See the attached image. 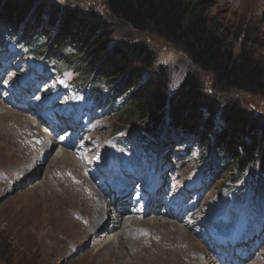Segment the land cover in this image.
I'll return each instance as SVG.
<instances>
[{
  "label": "rangeland",
  "instance_id": "1",
  "mask_svg": "<svg viewBox=\"0 0 264 264\" xmlns=\"http://www.w3.org/2000/svg\"><path fill=\"white\" fill-rule=\"evenodd\" d=\"M39 1L50 4L59 16L69 10L78 9L98 13L110 25L112 41H144L155 56L151 71L165 69L170 80L171 94L181 86L184 77L192 72L199 76L203 92L214 95L221 103V108L237 106L243 113L258 116L264 122V100L260 96L236 88L223 89L214 82L211 73L196 67L182 48L151 31L133 29L109 11L105 0ZM187 1L201 4V9L215 24L219 33L227 39L234 55H239L245 50L252 60L264 69V0ZM44 14L35 16L34 12L25 20L32 28L41 27L40 36L44 37L30 35L28 29L25 31L24 23L16 29H8L15 35L19 32L23 40H28L27 44L34 45L36 52L30 55L31 61L28 62L24 57L19 60L17 57L13 66L10 62L2 71L14 77L27 76L32 77V80H41L43 84L34 88L35 94L62 111H71L79 105L81 97H78V102L67 100L66 97L60 99L63 93L55 80L49 78L52 75L60 76L58 83L63 84L67 75L74 77L75 81L83 79V76L74 70L75 58L68 59V54L74 52L72 49L67 48L60 56L53 53L52 48L49 51L45 48L48 35L57 33L59 25L51 24ZM92 47L93 45L90 49ZM41 58H51L50 62L54 66L46 64L43 70H37ZM55 70H67L69 73L56 74ZM86 78L91 81L90 76L87 75ZM109 81L114 89L122 87L120 81ZM103 87L101 96L106 98L111 108L105 110L103 105H99L100 108L89 110L93 117L85 126L87 135L84 142L87 146L81 151V161L66 147L59 148L55 144L52 151L41 155L44 150L42 127L29 119L25 113L16 111L4 102L0 103V264H201L200 260L205 258L208 264H217L208 252L204 254L205 247L193 234V226H187V229L182 222L148 213L130 221L124 219L126 222L122 219L123 223L116 228L114 211L100 204L98 189L94 186V181L92 182V174L90 175L92 171L87 168L85 170L83 165L86 161L83 160L98 169L102 164L110 163L111 168L115 165V173H123L125 179L160 175L161 191L166 194L181 193L184 182L189 180L202 181L204 185L200 190L203 192L196 191L197 195H200L198 210L208 217L214 215L215 218H219L223 210L222 203L217 205L216 198H220L219 195H224L225 192L234 194L242 184V179L236 182L232 168L223 169V165L218 162L217 174L209 181L211 177L200 172L206 160L213 156V153L209 156V148L203 146L204 138L194 132H175L170 128L168 115H164L162 119L160 139L164 143H160L162 147L159 146L158 153L153 151L152 154H144L142 160L139 159L142 157L138 148L120 151L122 141L130 138L129 134L148 132L134 130L133 128L145 124L143 120L131 112L124 114L123 109H120L122 100L117 99L114 103L112 90L106 85ZM56 89L60 95H57L58 99H49V94L52 92L53 95ZM219 124V120H216V130L220 127ZM116 129L122 131L120 136L114 134ZM62 152H67L69 158H61ZM211 161L216 159L212 158ZM127 166L129 168L124 171L123 168ZM252 172L246 173L244 177L248 180L252 178L249 180L252 191H258L259 178L256 176L259 175ZM194 193L195 190L188 194L187 198L192 197ZM258 194L252 197V206L247 207L248 225L256 219H262L264 222V195L261 192ZM93 202L96 209H90L89 205L92 206ZM134 220L140 222V226L129 228L130 222H135ZM165 223L186 228L182 247L184 255L178 259L176 256L166 258L172 253L165 246L162 250L167 255L159 253L158 248L155 252L142 254L143 244L151 242L150 240L172 237L168 227H161ZM125 227L133 232L128 233ZM252 227L254 230L256 225L252 224ZM105 236H116L118 244L105 245L108 238ZM260 243L262 255L257 261L262 263L264 242ZM177 247L181 249L180 243Z\"/></svg>",
  "mask_w": 264,
  "mask_h": 264
},
{
  "label": "trees",
  "instance_id": "2",
  "mask_svg": "<svg viewBox=\"0 0 264 264\" xmlns=\"http://www.w3.org/2000/svg\"><path fill=\"white\" fill-rule=\"evenodd\" d=\"M105 3L115 17L133 29L151 31L182 48L192 63L211 73L214 82L223 89L236 88L264 100V69L245 50L234 55L200 3L187 0H105ZM34 12L35 16L45 13L51 24L59 25L57 33L48 35L45 48L48 51L52 48L60 56L71 48L74 52L68 54V59L75 58L74 70L83 76L80 81L89 84L93 93H101L106 85L114 98L121 97L123 113L138 115L145 123L133 129L147 131L139 134L146 136L149 144L159 141L163 116L168 115L170 128L175 132L200 134L203 146L210 150L208 155L213 153L223 169L232 168L236 182L248 172L257 173L264 194V122L258 116L243 113L237 106L221 108L214 95L203 92L199 76L192 72L171 94L165 69L151 71L155 56L148 45L144 41H112L110 25L96 12L78 9L59 16L50 4L39 0H0V30L7 32L24 23L30 35L44 37L40 36L41 27L32 28L25 22ZM110 79L120 81L122 87L114 89ZM216 120L220 122L218 130ZM121 132L116 129L114 134Z\"/></svg>",
  "mask_w": 264,
  "mask_h": 264
},
{
  "label": "bare ground",
  "instance_id": "3",
  "mask_svg": "<svg viewBox=\"0 0 264 264\" xmlns=\"http://www.w3.org/2000/svg\"><path fill=\"white\" fill-rule=\"evenodd\" d=\"M4 105V104H3ZM5 106V105H4ZM1 107V106H0ZM1 110V109H0ZM4 113V112H3ZM7 114V113H6ZM9 115V114H8ZM12 116V115H11ZM15 117V116H14ZM13 120V119H12ZM19 128V127H18ZM28 132V131H26ZM161 143H164V141H161ZM46 151V149H45ZM45 151H43L41 153V155L43 153H45ZM52 151V148H50L46 153ZM69 154L67 152H62L61 154V158H69ZM121 190H124L125 188L123 187H120ZM90 206V209L93 208V209H96L95 206H94V202ZM120 216V217H118ZM113 219H114V222H115V227L117 228L118 226H120L123 222H126V221H130V218L129 217H132V216H128V218L126 219V221H124L123 217L121 215H117L116 212H114L113 214ZM122 219H123V222H122ZM132 219V218H131ZM133 221V220H131ZM135 221V220H134ZM140 222L138 221H135V222H130L129 224V228L131 227H134V228H138L140 226ZM128 227H125V230L129 231L128 233H132L133 231L130 230ZM163 229H166V227H168V231L171 233L172 237L171 238H160L158 240H150L151 242H148L146 244H143V247L141 249V253L142 254H149L150 252L152 251H156L155 249L158 248V252L159 253H163L164 255H167L166 253H164L165 251H163V247L165 246L169 251H171L172 255L170 256H166V258H169V257H175L178 259L180 256H183L184 255V250H182V247H183V240H184V232L186 231V228L184 227H178L176 225H173V224H170V223H165V224H162ZM98 230H101V228ZM105 237H108L106 240H105V245H113V244H118V241H117V237L116 236H105ZM103 238V237H102ZM145 240V239H144ZM185 242V241H184ZM188 242V241H187ZM180 243L181 245V249H179L177 247V245ZM185 246V245H184ZM177 248V249H176ZM191 248V247H190ZM187 253V252H186ZM192 253V251H191ZM204 254H207V251L204 253ZM201 261V264H208V260L205 259H202L200 260Z\"/></svg>",
  "mask_w": 264,
  "mask_h": 264
}]
</instances>
